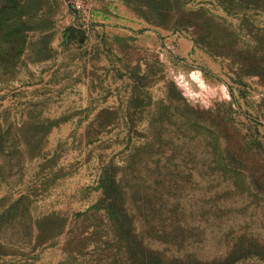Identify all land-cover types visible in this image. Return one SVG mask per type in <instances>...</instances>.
Returning <instances> with one entry per match:
<instances>
[{
  "label": "rangeland",
  "instance_id": "374dc122",
  "mask_svg": "<svg viewBox=\"0 0 264 264\" xmlns=\"http://www.w3.org/2000/svg\"><path fill=\"white\" fill-rule=\"evenodd\" d=\"M0 264H264V0H0Z\"/></svg>",
  "mask_w": 264,
  "mask_h": 264
},
{
  "label": "trees",
  "instance_id": "16d2710c",
  "mask_svg": "<svg viewBox=\"0 0 264 264\" xmlns=\"http://www.w3.org/2000/svg\"><path fill=\"white\" fill-rule=\"evenodd\" d=\"M114 201V200H113Z\"/></svg>",
  "mask_w": 264,
  "mask_h": 264
}]
</instances>
